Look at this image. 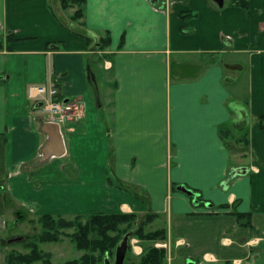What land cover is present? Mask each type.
Returning a JSON list of instances; mask_svg holds the SVG:
<instances>
[{"label": "crops", "instance_id": "0c3cea01", "mask_svg": "<svg viewBox=\"0 0 264 264\" xmlns=\"http://www.w3.org/2000/svg\"><path fill=\"white\" fill-rule=\"evenodd\" d=\"M247 1L87 0L89 42L60 0H0V238L44 214L156 213L169 264H264V0ZM29 86L85 115L44 126ZM230 121L247 125L249 162L219 136Z\"/></svg>", "mask_w": 264, "mask_h": 264}, {"label": "trees", "instance_id": "16d2710c", "mask_svg": "<svg viewBox=\"0 0 264 264\" xmlns=\"http://www.w3.org/2000/svg\"><path fill=\"white\" fill-rule=\"evenodd\" d=\"M86 1L87 0H60V3L65 10L74 8L71 19L73 21H78L79 26L69 28H71L75 34L86 38L87 41L90 42L85 22L82 21L85 17ZM235 4L247 7L248 1L236 0ZM183 17H185V15H183ZM110 41V33H107L100 41L101 47H107ZM122 44L123 39L120 46H122ZM1 45L2 42H0V47ZM258 120L262 127H264V116H260ZM236 130L241 133L239 137L236 136ZM247 132L248 130L245 122L235 123L234 121H230L219 127V136L230 152H232V148L229 145L230 141L249 146ZM243 156H246V153H244ZM178 186L177 184H173V188L175 189H177ZM194 191L198 193V201L200 203L205 202L200 192L197 190ZM226 206L227 205H223L222 207ZM233 212L239 219L240 224L246 226L250 225L249 217H247L249 213ZM138 217L139 215L137 213H94L86 216L77 215L72 219H66L61 216L55 217L50 214L41 215L37 220L31 219L30 222L33 223L36 221L41 223L43 232L34 236L35 239H28V241L23 242V246L30 249V251L27 253L9 251L6 259L7 264H34L39 261L49 263L51 254L40 249L39 244L59 242L61 241V236L69 237L77 250L85 251L80 259L68 261L66 264H98L106 254H113L114 249L121 239V234L127 233L131 224L136 221ZM83 218H86L85 222L82 221ZM157 218L158 214L148 213L143 224L140 225L133 234L139 239L146 241L165 240L167 238V231L165 228L151 231L144 230L146 224L154 222ZM123 224H127V227L121 228L120 226ZM70 228L74 229L72 233L65 231ZM95 253L98 254L95 255ZM167 254V249L151 245L143 252L139 264H167ZM131 264L135 263L132 262Z\"/></svg>", "mask_w": 264, "mask_h": 264}, {"label": "rangeland", "instance_id": "374dc122", "mask_svg": "<svg viewBox=\"0 0 264 264\" xmlns=\"http://www.w3.org/2000/svg\"><path fill=\"white\" fill-rule=\"evenodd\" d=\"M67 11L74 12V8H69V9H67ZM65 13H69V12H65ZM235 73L237 75H240V77H242L240 87H238V89L235 90V93L236 94L238 93L242 98H244L245 92H246V81H245L246 80V74L244 73V71L243 72H236L235 71ZM226 74L229 75L228 72H226ZM236 74L232 73L230 75L235 77ZM237 117L239 118L240 116L237 115ZM235 123H241V122L235 121ZM235 133H236L237 137H239V135L241 134L237 130L235 131ZM229 145L232 148V160L234 163L249 162V160H250L249 154L247 153L248 156H246V157L243 156V154L246 153L249 146H246L244 144H242V145L237 144L233 141H230ZM147 214L148 213H146L144 215L138 214L139 215L138 219L131 224L128 232L121 234V239L126 234H128V233L131 234V237L129 240L130 241V243H129L130 247H129V250L127 253V258L125 260V264H131L132 262L135 264H139L140 258L142 256L143 252L145 250H147L149 246H151V245L157 246V245H161L163 243H166L165 240H157V241L142 240L133 234L134 231L140 225L143 224V221L145 220ZM66 219H72V218H66ZM85 220H86V218L82 219V221H84V222H85ZM152 223L146 224L144 226V230L145 231H151V230L159 229L158 228L159 221L155 222L153 224ZM120 227L125 228V227H127V224H123ZM11 229H12L11 232H12L13 236H7L5 239L8 240L12 237H20L21 239L19 241H16V242L9 243V248H10L9 251H17V252H21V253H27L30 251V249L25 248L23 246V242L28 241V239H35L34 236H37L38 234L43 232L42 224L38 223L36 221L33 223H31V222L29 223L28 221H26V222L21 223V225L17 226L12 220ZM65 231L68 233H72L74 231V229L70 228V229H66ZM7 233L8 232H6V234ZM39 248L42 249L44 252H48L51 254L50 262L47 263V262L39 261V262H35L34 264H66L68 261L80 259L83 256V254L85 253V251H83V250H77L75 248L74 244L71 242L70 238L67 236H61V241H59V242H50V243H43V244L40 243ZM115 250H116V248L114 249V252L112 255L106 254L103 257L102 261L98 264H102L106 259H109L113 263L115 260ZM167 251H168V247H167ZM97 254L98 253H95V255H97ZM166 263L169 264L168 254L166 257Z\"/></svg>", "mask_w": 264, "mask_h": 264}, {"label": "built area", "instance_id": "2783aa9c", "mask_svg": "<svg viewBox=\"0 0 264 264\" xmlns=\"http://www.w3.org/2000/svg\"><path fill=\"white\" fill-rule=\"evenodd\" d=\"M59 94V89L56 86L49 88L29 86L27 89L29 99L37 105L41 103L38 109L47 122L61 127L63 124L81 119L85 115V103L77 99H64ZM157 247L167 249V244L163 243Z\"/></svg>", "mask_w": 264, "mask_h": 264}, {"label": "water", "instance_id": "95a60500", "mask_svg": "<svg viewBox=\"0 0 264 264\" xmlns=\"http://www.w3.org/2000/svg\"><path fill=\"white\" fill-rule=\"evenodd\" d=\"M219 5H222L223 0H215ZM226 68L228 69H241L242 66L241 65H237V64H226L225 65ZM41 106V103H39L38 105H36L37 108H39ZM54 124L52 123H46L44 126H53ZM49 156V153L46 152L45 148L43 149V157L41 160H46L47 157ZM249 171V168L247 167H239V168H235L233 169V174H245ZM181 189V191H183L184 193H186L189 196H194L195 199H197L198 197V193H196L193 189L188 188L187 186L183 185L181 187H179ZM130 237L131 234L128 233L126 234L117 244L116 246V250H115V260L112 263L109 259H106L102 264H124L126 257H127V253H128V248H129V243H130ZM21 238L20 237H12L10 239H5V238H0V244L5 246L9 243L12 242H16L19 241ZM187 264H194L193 261L188 260Z\"/></svg>", "mask_w": 264, "mask_h": 264}]
</instances>
